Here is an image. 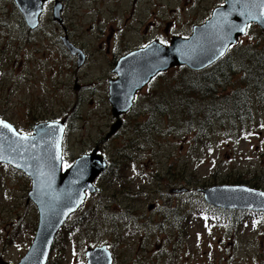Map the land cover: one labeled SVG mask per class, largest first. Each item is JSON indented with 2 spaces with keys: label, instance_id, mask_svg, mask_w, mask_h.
<instances>
[{
  "label": "rangeland",
  "instance_id": "374dc122",
  "mask_svg": "<svg viewBox=\"0 0 264 264\" xmlns=\"http://www.w3.org/2000/svg\"><path fill=\"white\" fill-rule=\"evenodd\" d=\"M60 1L69 39L85 52L80 66L62 46L52 1L30 30L14 1L0 0V117L24 133L63 119V168L96 145L108 162L79 220L71 216L57 232L47 264H87V247L102 244L111 264H264V213L211 210L197 192H171L189 181L193 189L233 183L264 190V95L244 123L216 126L201 142L180 105V68L172 67L140 89L105 138L117 58L155 38L188 36L223 0ZM263 31L252 25L227 56L261 47ZM236 78L223 88L240 86ZM30 185L24 172L0 164V264L16 263L32 242L38 213Z\"/></svg>",
  "mask_w": 264,
  "mask_h": 264
},
{
  "label": "water",
  "instance_id": "95a60500",
  "mask_svg": "<svg viewBox=\"0 0 264 264\" xmlns=\"http://www.w3.org/2000/svg\"><path fill=\"white\" fill-rule=\"evenodd\" d=\"M48 0H14L28 28L39 25L45 2ZM62 4L55 0L52 18L62 23ZM249 23L264 30V4L261 0H224L213 8L211 15L201 24H195L186 37L172 36L166 44L153 40L132 50L116 62L114 78L108 79V101L115 118L105 138L120 128V115L133 104L134 95L156 74L169 68L187 65L203 69L222 56L226 49L243 35ZM243 28L244 31H239ZM62 43L76 64L84 63L85 54L66 35ZM15 132L0 127V162L21 169L31 178L28 198L38 211V222L32 242L26 253L15 264H46L53 240L67 220L83 202L86 191L98 190L94 180L101 174L107 162L96 146L90 153L77 157L72 165L62 170L61 142L65 129L64 120H46L35 123L32 133ZM29 137L27 140L22 137ZM185 187L171 192H184ZM206 202L227 209H251L264 211V190L242 184H219L202 188ZM88 264H111L112 254L106 245L87 247Z\"/></svg>",
  "mask_w": 264,
  "mask_h": 264
},
{
  "label": "trees",
  "instance_id": "16d2710c",
  "mask_svg": "<svg viewBox=\"0 0 264 264\" xmlns=\"http://www.w3.org/2000/svg\"><path fill=\"white\" fill-rule=\"evenodd\" d=\"M259 38L263 42L261 47L251 49L243 47L240 49V56L236 59L230 55L225 56L200 71H192L185 66L178 67L181 71L179 81L182 91L186 92L183 93L184 97L181 98L180 105L185 109L186 116L190 118V124L194 125L200 135L198 138L201 142L208 139L211 129L216 126H223L226 129L244 123L253 109V102L263 97L264 31ZM238 69H241L240 75ZM234 78L238 80L236 83L240 86H234L228 91L223 88L225 85H233L231 83ZM182 103H187V107ZM158 110L162 112L160 107ZM118 163L121 167L117 169L121 170L122 162H116ZM107 169L108 166L104 172ZM101 206L103 205L98 207ZM101 211L105 210L99 208L95 210L96 213ZM80 214L77 211L72 216L79 220ZM105 215H108V212Z\"/></svg>",
  "mask_w": 264,
  "mask_h": 264
},
{
  "label": "flooded vegetation",
  "instance_id": "af4514ba",
  "mask_svg": "<svg viewBox=\"0 0 264 264\" xmlns=\"http://www.w3.org/2000/svg\"><path fill=\"white\" fill-rule=\"evenodd\" d=\"M52 2H54V1L52 0ZM54 22H56V21H54ZM56 23H57L59 26H61V29H62L63 35H66V36L68 37V39H69V36H68V34H67V31H66L65 26H64V25H61V24L58 23V22H56ZM250 25L252 26V25H255V24H250ZM251 26H250V27H251ZM249 29H250V28H249ZM60 36H61V35H60ZM60 36H59V38H61ZM155 39H156V38H155ZM155 39H152V40H155ZM60 40H61V39H60ZM69 40H70V39H69ZM156 40L160 41L161 43L163 42L162 39H156ZM149 42H150V41L142 43V44H141V47H142V46H145V45L148 44ZM61 43H62V42H61ZM238 45H239V44H238ZM238 45H236V46H238ZM62 46L64 47V49H65L67 52H69V51L67 50V48L63 45V43H62ZM232 46H233V45H232ZM232 46H231L230 48H232ZM138 48H140V47H138ZM230 48L226 51L227 54H226L225 56H227L228 53L230 52V50H231ZM135 49H137V48H135ZM135 49H132V50H135ZM132 50H129V51H127V52L124 53V54H127L128 52H130V51H132ZM124 54H123V55H124ZM70 55H71V54H70ZM123 55L119 56L118 58L122 57ZM72 56H73V55H72ZM225 56H224V57H225ZM118 58H117V59H118ZM114 66H115V64H114ZM114 66H113V68H114ZM211 66H212V65H211ZM113 68H112V70H113ZM138 92H139V91H138ZM138 92H137V93H138ZM135 96H136V95H135ZM134 99H135V97H134ZM133 106H134V101H133V105H132V107H133ZM132 107H131V108H132ZM131 108H130V109H131ZM130 109H129V110H130ZM129 110H128V111H129ZM125 113H126V112H125ZM122 115H123V114H122ZM189 182H191V181H189ZM191 188H192V187H191ZM191 192H192V193H191ZM194 192H195V191L190 190V192H188L190 195H188V196H191L192 194H194Z\"/></svg>",
  "mask_w": 264,
  "mask_h": 264
},
{
  "label": "snow or ice",
  "instance_id": "6c2138e0",
  "mask_svg": "<svg viewBox=\"0 0 264 264\" xmlns=\"http://www.w3.org/2000/svg\"><path fill=\"white\" fill-rule=\"evenodd\" d=\"M261 3L264 4V0H261ZM239 31L243 32L244 29L240 28ZM0 127L4 128V129H7L9 132H15V130L12 128L11 125H9V124H7V123H5L3 121H0ZM28 138L29 137H27V136L22 137V139H24V140H27Z\"/></svg>",
  "mask_w": 264,
  "mask_h": 264
},
{
  "label": "bare ground",
  "instance_id": "6f19581e",
  "mask_svg": "<svg viewBox=\"0 0 264 264\" xmlns=\"http://www.w3.org/2000/svg\"><path fill=\"white\" fill-rule=\"evenodd\" d=\"M61 148H62V145H61Z\"/></svg>",
  "mask_w": 264,
  "mask_h": 264
}]
</instances>
